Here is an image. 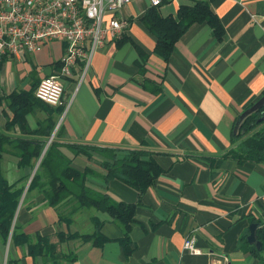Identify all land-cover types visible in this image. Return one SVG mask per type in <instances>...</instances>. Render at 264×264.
Returning a JSON list of instances; mask_svg holds the SVG:
<instances>
[{"label": "crops", "instance_id": "obj_1", "mask_svg": "<svg viewBox=\"0 0 264 264\" xmlns=\"http://www.w3.org/2000/svg\"><path fill=\"white\" fill-rule=\"evenodd\" d=\"M193 1L163 0L157 11L173 16L179 5ZM209 4L222 25L221 39L216 40L205 23H192L163 61L152 53L154 38L139 22L150 7L148 0H131L117 13L127 20L121 35L147 53L144 72L137 74V54L129 41L119 46L114 44L117 39L106 42L94 51L75 91L73 82H65L59 105L47 107L35 101L24 118L12 124L4 96L27 91L36 79L51 74L62 44L48 43L39 52L15 60V67L25 61L32 64L33 59L47 67L40 77L30 68L24 83L25 75L11 72L10 59L2 61L0 131L11 141L4 145L0 166L7 181L22 174L16 167V137L31 135L28 130L47 115L43 108L58 107L61 111L47 140L121 147L143 144L154 151L152 158L161 172L140 195L116 179L86 176L91 189L134 204L128 231L131 251L125 255L116 241L120 227L105 213L79 209L66 224L57 220L54 209L39 202L35 190L26 192L49 140L33 163L12 225L26 235L50 237L54 255H27L25 245H12L7 239L0 243V264H264V250L255 256L239 248L250 223H257L256 240V230H264V163L238 164L220 156L240 119L264 106V0H211ZM132 78L153 82L159 91L144 89ZM70 165L101 173L93 158L72 156ZM91 217L102 222L100 232L108 239L100 247L79 238L58 242V231L91 232ZM185 237L193 238L198 254L181 248Z\"/></svg>", "mask_w": 264, "mask_h": 264}, {"label": "trees", "instance_id": "obj_2", "mask_svg": "<svg viewBox=\"0 0 264 264\" xmlns=\"http://www.w3.org/2000/svg\"><path fill=\"white\" fill-rule=\"evenodd\" d=\"M210 1L194 0L191 5H179L173 16H161L157 7H148L139 17V22L154 38L152 53L166 61L174 42L192 23H205L211 29L213 37L220 40L223 33L222 25L211 11ZM126 41L131 43L137 54L135 64L137 74L140 76L144 72L147 53L124 34L115 40L114 44L119 46ZM51 66V73H54L59 68V62H53ZM38 80L36 79L27 91H11L4 96L7 107L12 112L10 124L23 119L24 115L32 109L35 101L41 102L33 95ZM132 80L151 92L159 91L158 85L146 79L132 78ZM41 103L47 107H52ZM43 109L47 115L35 129L28 130L31 135L16 137L15 139L16 167L22 170V174L9 182L0 166V243L4 245L8 239L12 245H25V254L27 255L52 257L55 252V244L50 237L40 236L38 233L31 236L26 235L17 225H12L16 206L33 163L39 157L54 126L55 115L61 111L60 107L50 110ZM263 131L264 106H259L240 119L236 131L230 137L229 146L220 153V156L230 158L238 164L243 162L264 163ZM10 141L11 139L3 131H0V162L4 145ZM152 153L154 151L143 144L135 147H121L83 141L60 142L56 138H52L28 181L26 192L35 190L40 195L39 202L57 208L59 211L57 220L66 224L70 221V214L79 209L93 208L105 213L120 227L121 236L116 238V241L122 247L123 253L127 255L131 251L128 231L133 221L134 204L114 200L106 192L95 191L86 185L85 180L88 175L97 176L102 181L116 179L140 195L161 172V168L152 158ZM77 155L86 159H95L99 164L101 173L88 166L82 169L72 167L70 165L71 157ZM24 169H27V173L24 172ZM65 211L67 214H64ZM90 221L92 223L91 232L80 234L76 231H58L55 234L58 237V242L79 238L92 246L100 247L108 240L100 232L102 222L95 217H91ZM256 234L260 242L258 250L247 244L245 235L241 238L239 248L257 256L259 250H264V230L257 229Z\"/></svg>", "mask_w": 264, "mask_h": 264}, {"label": "built area", "instance_id": "obj_3", "mask_svg": "<svg viewBox=\"0 0 264 264\" xmlns=\"http://www.w3.org/2000/svg\"><path fill=\"white\" fill-rule=\"evenodd\" d=\"M131 0H0V65L5 59L20 61L39 52L44 45L60 42L62 52L56 72L42 76L33 91L39 101L60 104L64 84L75 91L84 79L94 51L120 38L127 20L119 9ZM163 0H148L158 7ZM181 248L198 254L192 237Z\"/></svg>", "mask_w": 264, "mask_h": 264}, {"label": "rangeland", "instance_id": "obj_4", "mask_svg": "<svg viewBox=\"0 0 264 264\" xmlns=\"http://www.w3.org/2000/svg\"><path fill=\"white\" fill-rule=\"evenodd\" d=\"M56 49H54V52L55 53H57L56 51H55ZM10 61H11V63H12V66H11V72L16 76V75H20V74H22V75H25V79H24V81H23V83L24 82H26L25 80H27V78L26 77H28V75L26 74L27 73V71L30 69V68H34V69H36L35 70V72H34V75L35 76H42V75H44V73L46 72V69H47V67L45 66H38L37 65V63H40V61L39 60H32V64L29 62V61H25L22 65L20 64V66H17V67H15V65H14V63L16 62L14 59H10ZM36 64V65H35ZM24 78V77H23ZM23 78H21V79H23ZM21 203H22V199H21V202H20V205H21ZM31 203H35V200L33 201V202H30L29 204H31ZM50 208H52V209H54V211H55V215L57 216L59 213H58V210H57V208H53V207H50ZM62 210V209H61ZM67 211H65L64 212V214H67L66 213Z\"/></svg>", "mask_w": 264, "mask_h": 264}, {"label": "water", "instance_id": "obj_5", "mask_svg": "<svg viewBox=\"0 0 264 264\" xmlns=\"http://www.w3.org/2000/svg\"><path fill=\"white\" fill-rule=\"evenodd\" d=\"M263 137H264V131H263ZM50 140V138L47 140L46 143H48ZM42 153V151H41ZM40 158V157H39ZM39 160V159H38ZM36 167L33 168L32 172L34 171ZM257 226V223L255 222H252L248 225L247 227V235L245 237V240L247 243L249 244H253L255 249H259V246H260V242L258 240L255 239V228Z\"/></svg>", "mask_w": 264, "mask_h": 264}]
</instances>
